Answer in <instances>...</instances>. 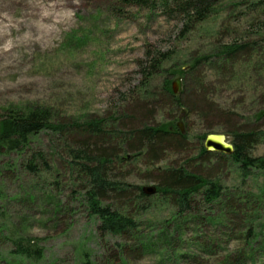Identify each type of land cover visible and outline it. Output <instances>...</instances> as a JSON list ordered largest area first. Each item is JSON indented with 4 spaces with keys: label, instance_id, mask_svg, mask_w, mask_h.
Returning a JSON list of instances; mask_svg holds the SVG:
<instances>
[{
    "label": "rangeland",
    "instance_id": "rangeland-1",
    "mask_svg": "<svg viewBox=\"0 0 264 264\" xmlns=\"http://www.w3.org/2000/svg\"><path fill=\"white\" fill-rule=\"evenodd\" d=\"M243 1L220 3L211 18L182 36V21L167 17L161 11L127 9L125 17H116L110 12V5L116 0H0V115L7 110L43 107L67 121L114 117L130 109L129 94L141 82L139 65L148 55L166 53L169 58L163 69L170 73L169 69L186 70L191 59L232 39L249 36L264 48V32H260L257 23L250 28L257 16L248 15ZM258 21L261 23L264 19ZM250 60L239 65L228 82L226 72L206 73L207 98L222 109L227 120L212 124L213 133L226 135L229 143L232 139L222 124L247 129L249 119L262 107L264 56H251ZM166 72L153 77L148 88L151 96L163 92L166 80L172 93L173 88L180 93L178 77L168 76ZM139 92L142 100L147 98L146 90ZM152 123L171 125L185 134L188 151L184 155H167L154 167L145 165L144 157L129 159L118 170L129 185L140 189L156 187L153 181L159 169L185 166L206 178L218 180L228 190L241 187L242 178L230 156L216 152L200 156L205 137L211 133L195 115L188 117L163 97ZM32 147L47 154L51 172L35 178H27L21 168H15L13 173L3 172L0 188L6 194L0 200V213L4 212L9 219L10 215H20L25 231L36 237H49L41 243L45 249L44 260L31 263L11 256L10 245L3 240L4 232L0 237V264H121L119 257L115 259L119 238H101L96 231L97 222L87 217L83 204L71 202V177L61 156L59 139L44 133ZM253 154H264V141L255 147ZM7 162L1 160L0 168ZM33 186L39 195L52 191L55 200L71 205L74 213L60 215L61 221L54 228L51 224L45 227L38 224V219L42 216L48 219V214L37 208L38 205H30L33 211H28L27 198L22 194L25 188ZM243 188L258 196L264 195V174L248 178ZM159 196L155 193L145 201L147 212L139 211V205L131 206L133 212L138 208L134 214H138L140 230L172 216L174 209L158 199ZM9 225L10 220L6 227ZM178 244L181 250L186 248L184 242ZM129 247L133 248V244ZM133 250H129L126 264H161L160 257L150 254L138 259ZM185 253L196 260L194 264L206 261L195 247ZM177 264L190 263L180 260Z\"/></svg>",
    "mask_w": 264,
    "mask_h": 264
},
{
    "label": "trees",
    "instance_id": "trees-1",
    "mask_svg": "<svg viewBox=\"0 0 264 264\" xmlns=\"http://www.w3.org/2000/svg\"><path fill=\"white\" fill-rule=\"evenodd\" d=\"M228 1L232 0H116L110 5V12L116 17H125L127 9L161 11L167 17L182 21L183 36L211 18L220 3ZM243 2L248 15L257 16L250 28L257 23L263 33L264 21L258 23V20L264 19V0ZM258 55L264 56V48L249 36L217 44L212 51L191 59L186 70L169 69L167 73L163 69L169 58L166 53L148 55L139 65L141 82L129 94L130 109L114 117L67 121L58 119L50 109L43 107L7 110L0 115V161L6 159L9 163L0 168V175L13 173L15 168H21L27 178L50 174L47 154L32 147L38 137L49 133L61 144V156L71 177V202L83 204L87 217L97 222L96 231L101 238H119L121 242L115 245V259L119 257L121 264L127 263L128 252L132 249L138 259L154 254L160 257L161 264H177L180 260L194 264L196 260L185 253L193 247L201 253L202 259L205 258L203 264H264V195L258 196L243 188L248 178L264 174V154H253L255 147L264 141V95L262 107L249 119L251 123L247 129L222 124L232 139L234 152L229 159L242 178L241 187L228 190L218 180L206 178L185 166L159 169L153 181L160 195L158 199L165 201L174 212L170 218L140 230L142 225L136 220L138 214H134L138 208L134 212L130 208L139 205V211L147 212L145 201L149 197L143 195L139 187L129 185L125 176L118 173L129 159L144 157L145 165L154 167L167 155H184L188 151L185 134L171 125L152 123L163 97L172 101L175 108L185 111L188 117L195 115L207 131L214 134L212 124L222 123L225 115L207 98V71L226 72V81H230L239 65ZM161 72L178 77L182 87L179 94L173 95L170 82L166 80L162 93L150 95V83ZM139 90H146V99L140 98ZM200 156H208L203 147ZM37 192L33 186L25 188L22 194L25 200L27 198L25 208L28 211H33L30 205H38L37 208L48 214V219L42 216L37 221L43 227L48 224L57 227L62 214L74 213L71 205L56 201L52 191L42 192V195ZM5 194L0 188V200ZM3 213H0V223L4 222L0 237L5 232L3 240L10 245V255L31 263L44 260L45 249L41 243L49 237L40 238L25 231L20 215H10L9 219ZM181 241L186 246L182 250L178 244Z\"/></svg>",
    "mask_w": 264,
    "mask_h": 264
},
{
    "label": "water",
    "instance_id": "water-1",
    "mask_svg": "<svg viewBox=\"0 0 264 264\" xmlns=\"http://www.w3.org/2000/svg\"><path fill=\"white\" fill-rule=\"evenodd\" d=\"M179 82V80H177ZM173 94L177 95V91L173 88ZM204 150L207 153H220L227 156H231L234 152L232 143L227 141L226 135L224 134H209L204 140ZM141 193L147 197L152 196L156 193V187H144L141 188Z\"/></svg>",
    "mask_w": 264,
    "mask_h": 264
}]
</instances>
